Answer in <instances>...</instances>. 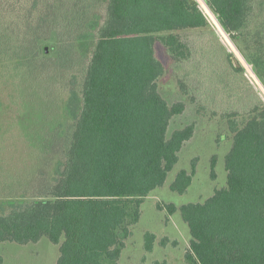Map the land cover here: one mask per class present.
I'll use <instances>...</instances> for the list:
<instances>
[{"label": "trees", "instance_id": "1", "mask_svg": "<svg viewBox=\"0 0 264 264\" xmlns=\"http://www.w3.org/2000/svg\"><path fill=\"white\" fill-rule=\"evenodd\" d=\"M202 1L243 57L236 67L226 48L228 62L236 72L246 62L264 86V0ZM202 1L100 0L102 12L87 13L83 0L63 7L55 0L51 8L44 5L51 0H0V66L40 82L45 60L60 68L78 62L82 72L65 103L70 123L55 176L37 180L28 197L0 199V243L46 236L59 245L55 264H118L143 199L163 185L194 132L188 124L167 134L184 103L168 104L158 90L165 67L155 44L173 61L189 60L180 32L208 25ZM238 116L225 115L232 133L226 185L204 202L164 206L188 226L192 264H264V104ZM193 172V165L179 171L170 189L184 193ZM144 239L150 251L155 235Z\"/></svg>", "mask_w": 264, "mask_h": 264}, {"label": "rangeland", "instance_id": "2", "mask_svg": "<svg viewBox=\"0 0 264 264\" xmlns=\"http://www.w3.org/2000/svg\"><path fill=\"white\" fill-rule=\"evenodd\" d=\"M54 2L44 5L51 8ZM83 2L91 4L85 5L87 13L92 9L102 12L100 0ZM64 3L62 0V7ZM202 3L212 18L208 25L180 32L192 48L189 60L173 61L160 42L155 44L156 56L165 67L164 75L158 80V90L168 104L184 103V110L171 119L167 134L188 124L194 125V132L178 152V161L163 185L143 199L139 220L130 226L131 233L124 241L118 264L155 261L192 264L185 258L190 240L188 226L178 210L168 214L164 206L204 202L216 189L226 185L224 160L231 147L232 133L225 115L237 111L241 117L257 102L264 104L263 84L245 61L242 70H234L224 50L235 52L236 67H239L237 60L243 57ZM47 13L50 15L52 11ZM66 37L56 34V39ZM40 64L46 78L42 82L35 77H24L19 69H11L10 63L0 66V199L28 197L37 180L54 178L56 164L62 160L63 130L70 123L65 115V103L72 82L74 87L79 86L82 72L78 62L65 65L68 69L49 60ZM192 165L194 172L186 191H172L170 184L176 174L181 170L191 172ZM146 232L155 235L150 251L145 248ZM164 237L167 243L161 245ZM58 255L59 245L46 236L25 244L0 243V264H55Z\"/></svg>", "mask_w": 264, "mask_h": 264}, {"label": "water", "instance_id": "3", "mask_svg": "<svg viewBox=\"0 0 264 264\" xmlns=\"http://www.w3.org/2000/svg\"><path fill=\"white\" fill-rule=\"evenodd\" d=\"M47 50H48V48H47V47H45V52H47Z\"/></svg>", "mask_w": 264, "mask_h": 264}]
</instances>
